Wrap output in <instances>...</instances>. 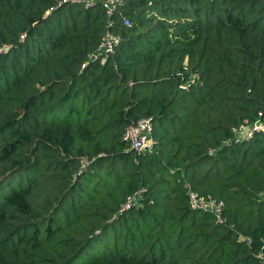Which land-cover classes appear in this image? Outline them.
<instances>
[{
    "label": "trees",
    "instance_id": "obj_1",
    "mask_svg": "<svg viewBox=\"0 0 264 264\" xmlns=\"http://www.w3.org/2000/svg\"><path fill=\"white\" fill-rule=\"evenodd\" d=\"M53 4L0 0V264H264V128L233 132L264 111V0H124L84 68L106 12Z\"/></svg>",
    "mask_w": 264,
    "mask_h": 264
},
{
    "label": "built area",
    "instance_id": "obj_2",
    "mask_svg": "<svg viewBox=\"0 0 264 264\" xmlns=\"http://www.w3.org/2000/svg\"><path fill=\"white\" fill-rule=\"evenodd\" d=\"M124 0H54V4L48 8V12L63 5H81L84 8L100 5L108 17L105 29L100 37L96 47L87 54L86 60L81 64L84 68L88 63L94 62L103 65L107 59L115 52L116 47L120 44L122 37L114 31V14H118L124 26H130L131 22L128 17L124 16L119 7ZM24 34L21 35L23 38ZM4 46L0 50H6ZM264 128V111H260L252 120H245L234 128V138L244 140L251 138L256 132ZM153 119L151 116L139 118L136 121L126 125L123 131L122 140L127 144V149L134 150L137 153L150 151L153 149ZM144 191L139 189L129 195L123 203L120 211L127 210L134 205L138 196ZM189 201L192 208L210 212L215 216L217 222H223L222 216L223 202L212 197H205L196 191H189Z\"/></svg>",
    "mask_w": 264,
    "mask_h": 264
}]
</instances>
